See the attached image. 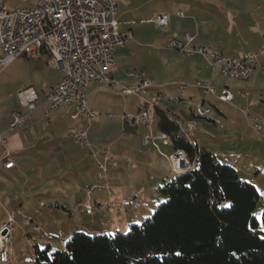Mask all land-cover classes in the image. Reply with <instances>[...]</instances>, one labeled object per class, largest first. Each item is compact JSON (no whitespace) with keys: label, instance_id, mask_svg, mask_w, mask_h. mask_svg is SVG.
<instances>
[{"label":"rangeland","instance_id":"obj_1","mask_svg":"<svg viewBox=\"0 0 264 264\" xmlns=\"http://www.w3.org/2000/svg\"><path fill=\"white\" fill-rule=\"evenodd\" d=\"M245 1L251 2L249 6L255 3V0ZM3 2L10 9L36 4V0H3ZM256 2L264 4L263 0ZM241 4L245 5L240 0H121L120 9L124 13L127 12L125 18L135 19L138 23L133 26V39L129 40L126 47L117 51L115 77L120 78L124 84H131L137 81L138 75L141 74L162 86L180 78L185 79L190 74L189 66L196 64L200 73L192 72L190 75L195 77V81L214 82L218 88L224 84L229 86L235 102L241 104L239 106H253L252 113L261 117L258 113L260 112L263 116L264 76L258 79V72H255L251 79L247 80L225 77L220 75L218 70L212 72L208 62H203L197 59L198 56H194L197 54L192 56L185 54L181 49L178 51L175 50L176 48H167V38L176 36L186 39L188 35L195 34L196 37L199 35L197 40L207 44L208 50L218 48L217 41L227 35L226 29L232 21L230 14L235 13L236 10H244ZM162 6L169 8L162 12L168 13L171 17L169 27L161 28L153 23L139 22L140 19L151 18L157 13V8ZM180 12L185 14V18L179 16ZM261 20L264 22L263 16ZM21 72L11 68L5 72V77H0L2 95L0 119H3V112L21 105L16 94L11 96L15 86L23 79ZM101 87V90L104 88L105 91H110L111 95L98 96L97 91L92 89L88 94V104L93 106L90 109L96 114L90 122H86L91 142L89 150L75 144L73 133L68 132L70 127H75L78 123L72 119V112H66L64 107L55 108L49 112L48 115L51 116L47 120L52 119L55 114H60L61 120L59 125L52 127L45 137V143H50L49 150H45V157L49 158V162L34 163L32 160L27 162L23 179L19 183L20 197L24 195L25 190L27 191L23 196L27 201L24 210H29L35 215L36 211L40 212L39 218L35 216L41 228L40 233L44 229L54 235L62 232L61 240L64 238L65 242L70 237V231H80L88 235L126 234L133 224H141L152 216L165 200L158 190L159 180H162L159 179V172L168 167V162L161 155H169L171 151L160 143L159 149L154 148L156 154L147 159L144 151L147 152L150 148L143 146L139 136L140 126L126 121L123 113L124 106H127L128 114L131 115V112H134L132 115L137 114L140 98L138 103L136 95L126 96L127 94L118 91L115 86L101 84ZM202 96L201 90L196 89L193 100L200 101ZM189 101L191 100L185 99L175 103L161 97L159 103L167 104L184 117H190L192 111L189 110ZM223 106L226 116L235 118L241 123L238 130L240 138L230 148L251 149L258 152V157L244 160L243 164L247 165V170L242 169L241 176L248 178L244 180L253 184L255 181L264 195V138L262 137L264 130L262 133L255 131L240 108ZM197 122L201 124L204 120L198 119ZM153 126L154 129L157 128L156 123ZM228 127L229 123H226V128L223 130L215 126L207 128L219 134L221 131H228ZM196 139L197 137L195 141ZM108 150L114 157L118 156L117 164L109 168L105 178L99 179V165L104 161L102 154L104 155ZM92 151L95 156L91 155ZM254 164L261 166L260 173L256 172ZM171 174H174L172 170H170ZM33 187H36L40 194L38 199L31 192ZM262 194L255 213L264 228ZM80 198L82 201L79 202ZM87 199H90L92 204L90 209L84 208ZM0 200H3L1 196ZM3 215L5 216V207L0 203V221ZM16 218L18 220L13 229L12 258L7 261L0 255V264H34L35 244H39L41 249L50 245L52 251L60 248L58 239H43L36 225L26 226L22 224V217L17 215ZM27 230L32 234L29 238L25 234Z\"/></svg>","mask_w":264,"mask_h":264},{"label":"built area","instance_id":"obj_2","mask_svg":"<svg viewBox=\"0 0 264 264\" xmlns=\"http://www.w3.org/2000/svg\"><path fill=\"white\" fill-rule=\"evenodd\" d=\"M118 0H38L32 7H18L14 9L0 0V71L8 67L20 57L46 58L56 69L62 71L63 76L59 83L51 87L45 103L47 114L60 106L73 107L72 119L91 121L95 112L87 106V89L92 81L115 86L123 94L136 95L140 98V108L137 114H125L124 119L134 125L140 123L153 126L157 121L155 112L156 104L148 98L153 81L145 75L139 74L137 83L125 85L112 75L115 53L118 47L123 46L133 38L130 30H121L117 18ZM152 22L166 26V16H158ZM191 35L181 44L171 41L170 48H179L185 54H201L208 62L212 72L219 69L225 77L234 79H247L256 70L264 67V33L259 49L256 52L246 53L239 57H228L215 51H207L202 46L193 44ZM195 86L203 93L219 101L228 102L238 107L234 94L228 89H216L209 81H197ZM184 91L186 85L181 84ZM17 96L23 106L34 110L38 107L39 95L33 86L22 87ZM170 101L177 98L167 97ZM190 110L198 117H211L212 109L203 101H189ZM242 113L251 120L252 127L258 133L264 129L262 117L252 113L251 106L240 107ZM26 116L18 111L11 114L9 130L15 131L23 127ZM216 124L223 126L221 120L215 119ZM180 130L184 138L194 144L195 137L200 128L195 121L180 122ZM76 144L88 147V128L79 127L74 134ZM144 145H153L159 149L160 143L165 146L172 145L169 134L157 130L143 135ZM7 139L0 132V147L5 146ZM92 156H95L93 151ZM165 156L172 167L174 174L184 173L196 167V159L191 158L185 149H174ZM5 167L12 168L15 161L12 153L6 150L4 155ZM117 164L116 159L107 156L100 162L99 179L106 177L110 167ZM106 173V174H105ZM21 213L16 208L8 215L7 221L0 228V255L7 261L12 258V239L16 215ZM24 225H36L43 239H58L60 246H65L62 232L56 235L49 233L33 222L28 216L24 217Z\"/></svg>","mask_w":264,"mask_h":264},{"label":"trees","instance_id":"obj_3","mask_svg":"<svg viewBox=\"0 0 264 264\" xmlns=\"http://www.w3.org/2000/svg\"><path fill=\"white\" fill-rule=\"evenodd\" d=\"M158 129L196 167L159 186L164 201L128 233L75 231L65 246L34 245V264H264V228L256 215L261 194L231 164L181 133L179 120L155 108Z\"/></svg>","mask_w":264,"mask_h":264},{"label":"crops","instance_id":"obj_4","mask_svg":"<svg viewBox=\"0 0 264 264\" xmlns=\"http://www.w3.org/2000/svg\"><path fill=\"white\" fill-rule=\"evenodd\" d=\"M120 1L121 0H118V11L116 13V18L120 22H122L121 30H123V31L130 30L132 32L133 26L136 25L138 23V21L135 19L125 18V14L127 12L124 13L123 10L120 9ZM240 1H242L245 4V5L241 4V6L244 8V10H241V11L236 10L235 13L230 14V18H232V21L229 23L230 25L228 24L229 26L226 29L227 35H225V37L222 38V40L217 41L219 44L218 48H213L211 50H208V48L206 46L207 44L204 41L200 42L199 40H197V37L199 38V35L196 37V34L191 35L194 38L193 44L196 46H202L209 52L210 51L219 52V53H222L223 55L228 56V57H239V56H242L246 53L256 52L259 49V46H260L261 41H262V35L264 33V22H262V20H261L262 16L264 17V4H262L260 2L258 3L255 0L254 1L255 3L254 4L252 3V5L249 6L248 4L251 2H248L245 0H240ZM37 2H38V0H36V4H37ZM36 4L26 6V7H32V6H35ZM16 8H18V7H16ZM246 8L248 10L245 11ZM168 9H169L168 7H163V6L159 7V8H157V13H155L156 15L154 14L151 18L147 17L144 19H140L139 22L144 23V24L153 23V24H155L161 28L162 27L167 28L170 26L171 17L168 13H162V12H163V10H168ZM158 16H166L168 19V24L166 26H160L157 23L152 22V19H155ZM179 16L185 18V14L183 12H180ZM132 39H130V40H132ZM166 40L168 42L167 48H170V47H168L169 42L177 41L181 46V44L186 39H182V38L173 36V38L170 37V38H167ZM128 43H129V41H127L123 46L118 47L116 50L114 65H113L112 71H111L113 76H115V73L117 71V58H118L117 57V51L119 48L126 47ZM175 50L179 51L180 49L176 48ZM194 56H198L197 59H201V61L207 62L206 59L204 58V56L201 54H197ZM263 62H264V60H263ZM11 68L14 69V71H15V69H17V71L19 70L20 72L22 71L21 73H23V79H21L19 81V83L15 86V88L13 89V93H11V96H15V94L17 96L16 91L18 92L22 87H25L28 85V86H33L37 90L38 95H39V99H38V107L36 109L30 110V109H28V107L23 106L21 104L20 107L19 106L13 107L11 110L3 112L2 113L3 119H0V132L3 133L7 139L6 145L0 147V196L3 199L2 201L0 200V203L2 204V206L5 207V216L3 215V218L0 221V228L7 221L8 215L10 213H12L16 208H21V213L17 214V215L22 217V224L24 223L23 220H24V217L26 215L33 222L37 223L36 221L38 219L35 216H38V218H39L40 212L36 211V215H35V214H32L29 210H24V206H25V203L27 201L25 200V197H23V196H25L27 191L25 190L23 192L24 195L22 197H20L21 194H19V187H20L19 183L23 179L27 162H29L30 160H32L34 163H40V162H46V161L49 162V158L45 157V150H49L50 143H45V137H46V134L50 131V129L52 127L55 128V126L59 125V122L61 120L60 114H55L52 117V119L49 118L47 120V118L50 117L51 115L49 116L48 115L49 113L47 114V116L45 115L46 114L45 103H46L47 95H48L51 87H53L54 85L59 83V81L61 80V78L63 76L62 71H60V70L56 69L55 67H53L52 65H50V63L44 57H42V58L20 57V58L16 59L14 62H12L8 67L2 69L0 71V77H5V75H6L5 72L11 70ZM189 70H190V74L188 76H186L185 79L180 78L179 80L171 81V82L167 83L166 85H162V86L155 84L154 81L151 79L153 81V86L149 91L148 98L151 101H153L156 104V106H159L161 109L166 110L169 113L173 114L182 123H186V121H195L200 128V132L196 136L197 137V139L195 141L196 145L200 148H204V149L214 153L216 155V157L218 158V160H220L221 162L233 165L238 170V172L241 176V174H242L241 170L242 169L247 170V168H246L247 165L243 164L244 160H247L249 158L251 159L253 157H258V154H257L258 152H254L251 149L242 150L240 148L239 149L230 148V146H232V145H234V143L238 142V140L240 138V136H238V134H239L238 130L240 129L241 123L239 122V120H235V118H231L230 116H226V114H225L226 111H225L223 105H230L232 107H235V106L232 105L231 103H228V102L219 101L218 99L203 93V91L200 88L195 86V83L197 81H200V80L195 81L194 80L195 77L193 78L190 76L192 72H194L195 74L200 73V69H198V65H196V64L192 65L191 64L189 66ZM218 72L220 75H222L220 73L219 69H218ZM255 72H258L257 78L258 79L261 78L262 76H264V67H263V69H260V70L255 71ZM255 72L252 73V75H254ZM10 74L12 77L13 73L11 72ZM251 76L248 77L247 79H251ZM138 79H139V75H138ZM137 82H138V80L131 83V84H134ZM101 84H103V83H100L97 81L90 82L88 89H87V106L89 108L93 107L91 104H88V94H89L90 89L97 91L98 96H101L103 94L111 95L110 91H105L104 88H103V90H101V88H102ZM131 84H125V85H131ZM181 84L186 85V88L184 91H182L180 88ZM211 84L216 89L221 90L224 88H228L232 92V90L229 88V86H227L225 84L221 88L216 87V83H214V82H212ZM196 89L199 91L201 90V92H202L203 96H202V99L200 101H203L209 107H211V106L213 107V108L211 107V109H212L211 117H198L191 111H190L191 112L190 117H186V116L184 117L182 114H180L178 111L174 110L173 108H171L167 104L159 103L161 97H164L167 100H169L167 98L169 96L178 99L177 101H175V103L182 101V100L184 101L185 99L193 100L194 93H195ZM118 91H120V89ZM113 92L118 95L117 92H115V91H113ZM243 93H246V92H243ZM150 95H152L154 97L153 99H155V100H153ZM0 96H2L1 93H0ZM126 96H130V95H126ZM136 99H137V102L139 103V97H137ZM171 102H174V101H171ZM239 105H241V104L239 103ZM239 105L237 104L238 107H235V108L239 109L241 107ZM61 107H64L66 112L71 113L73 111L72 106L64 105V106H60V108ZM251 107L253 109V106H251ZM123 109H124L123 110L124 115L128 114L127 113V111H129L128 107L124 106ZM189 110H190V108H189ZM14 111H18V112L23 113L26 116V120H25L23 127L15 130V131H10L9 130V122L11 119V114ZM258 113L261 115V117L264 120V115L262 116V114L260 112H258ZM131 114H134V112H131ZM218 118H220L222 123H223L222 127L219 126L218 124H216L214 121L215 119H218ZM198 119H203L204 123L199 124V122H197ZM247 120L251 124V122H250L251 120L249 118H247ZM75 121L78 122V123H76V126L75 127L72 126L68 130V132L70 134L73 133L72 138H73L74 142H75L74 134H75L76 129L79 127H82V126L86 127V122H88L87 120H75ZM226 123H229L228 131H221V133H219V134H216V133L208 130V128H207V127L215 126V127H218V128L223 130L226 128ZM156 124H157L156 129H154V126L149 127L143 123H140L139 125H137V126H140L139 136H140L141 140H142L143 135H145L146 133L155 132V131L159 130L158 129V120L156 121ZM222 132H223V134H222ZM241 137H244V136H241ZM262 137L264 138V135ZM88 139H89V131H88ZM89 143H91V142L89 141ZM75 144H76V142H75ZM143 146L150 148L149 151H147V152L144 151V156H146L147 159L151 158L152 156H154L156 154V151L154 149L155 147L153 145H143ZM88 147H84V148L89 150ZM163 147L168 149L171 152L174 150L172 145H170V146L163 145ZM6 150H9L12 153V157L15 161L14 167H12L10 169L5 167V161L6 160L4 159V155H5ZM106 154L111 159H116L118 157V156L114 157L112 155V153L109 152V150H108L104 155L102 154V156H104L103 157L104 161H105ZM161 157L166 159V161L168 162V167H165L162 171L159 172V179L162 178V180L161 181L159 180L158 190H159V186L162 184V182L164 180H169L173 177L172 175H174V174L170 175V170H172V167H171L169 160L163 155H161ZM255 165H256V167H255L256 172L260 173L261 166L254 164V166ZM241 177L243 179H248L244 176H241ZM254 184L257 186L255 181H254ZM36 189H37L36 187H33L31 192L33 193L35 198L38 199L40 194L37 192ZM258 189H259V187H258ZM90 190H91V187L88 189L89 195H90ZM259 191H260V189H259ZM260 194H262V193L260 192ZM33 195H31V196H33ZM9 196H12V197H9ZM18 199H20V200H18ZM97 199L95 201H97ZM111 199H112V197H111ZM80 201H82L81 198L79 199V202ZM7 203H9L11 206L10 205L8 206ZM78 206H80V204H78ZM9 207H11V208H9ZM63 208H64V206H63ZM84 208L85 209L92 208V204L90 202V199L89 200L87 199V202L84 203ZM11 209H14V210L11 211ZM17 220H18V218H17ZM44 230L51 233L47 229H44ZM72 233H73V231H70L69 236H71ZM25 234L28 235V238L30 235H32L31 232H29V230H27L25 232ZM13 238H14V236H13Z\"/></svg>","mask_w":264,"mask_h":264},{"label":"water","instance_id":"obj_5","mask_svg":"<svg viewBox=\"0 0 264 264\" xmlns=\"http://www.w3.org/2000/svg\"><path fill=\"white\" fill-rule=\"evenodd\" d=\"M180 174H182V173H180ZM180 174H175V175H180Z\"/></svg>","mask_w":264,"mask_h":264}]
</instances>
